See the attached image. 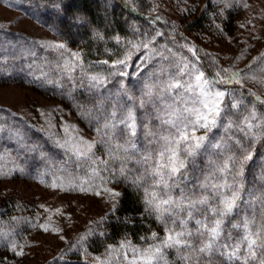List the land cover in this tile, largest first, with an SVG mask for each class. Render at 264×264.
<instances>
[{
    "label": "trees",
    "instance_id": "16d2710c",
    "mask_svg": "<svg viewBox=\"0 0 264 264\" xmlns=\"http://www.w3.org/2000/svg\"><path fill=\"white\" fill-rule=\"evenodd\" d=\"M24 1L29 8H34L45 17L46 24L53 28L52 30L64 42L78 46L81 50L82 65L75 71L82 72L78 73L82 75V80L64 85L65 89L71 92L70 95L64 94V88L60 89L59 93L53 86L48 87L51 92H55L56 99L64 102L78 116L82 125L91 129L97 137V152L92 163L76 162L69 168L73 172H78L80 178L94 176L106 184L120 188L114 209L102 220L94 223L95 226L86 233L84 239H73L63 248L60 256L52 257L47 264H104L95 260V257L112 251L115 246L125 241L140 245L148 244L158 234H165L170 228L193 234L187 237L191 240L192 247L171 249L172 264H244L242 259L229 260L227 254L221 256V252L216 250L212 255L196 251L208 242L206 240L208 230L202 225L195 226L192 218L195 215H210L211 205L197 203L195 208H192L189 206V200L207 198V189L214 185L217 176L216 173L212 174V171L214 172L210 164L212 161L208 163L207 159H221V163L222 161L230 163L229 156H240L235 145V141L240 140L248 151L253 152V159L245 166L243 176L237 178V182L244 185L243 195L247 194V197L243 196L241 204L246 205L247 201L254 197L258 203L263 202L260 206L264 210V196H260L264 194V189L260 188L264 181V103L260 101L264 100V97L258 96L250 88L236 85L235 82L230 85L218 83L221 90H229L232 93L231 97H225L227 107L224 112L226 116L224 123L232 128L226 130L222 137V142L229 146L228 149L221 151L217 148L214 151L201 152L195 158V166H190L187 170L186 176L190 175V180L176 178L179 187L165 189L155 183L159 178L152 175V169L159 159L158 153L164 146L161 137L169 135L166 130L170 127L160 120L159 112L163 113V109L168 107L164 106L166 99L172 100L177 108L180 106V101H177L176 97L178 88H172L169 94L160 92L166 88V84L169 89L170 83H176L178 79L186 82L193 78L191 75H182L179 72L180 67L185 63L189 68L195 65L205 73L206 78L216 80L219 79L217 73L227 77L232 72H240V78L243 79L246 75H252L254 70L260 72L263 68L258 62L264 59V52L259 54V59L234 70L221 66L212 53L198 41L201 35L205 34L208 37L209 35L238 37L241 22L237 10L222 9L213 0L203 5L198 0ZM165 1H173L176 19L165 17L161 11L158 13L154 10L156 2ZM193 36L195 38H192ZM143 44H148V47H143ZM189 49H194L196 55L194 56ZM126 57H130L126 65L115 63ZM104 61L108 63H103ZM4 64L3 59H0V82H11L14 77L4 72ZM121 72L128 74L120 75ZM88 73H95L103 82L95 84L92 82L95 86L81 84L86 83L84 75ZM236 98L239 99L236 101L238 106L233 108L230 102ZM123 104L126 108H133L132 111L138 121L134 137H130L125 125L119 123L127 114L122 111ZM10 118L0 117V121L4 119L6 124V119ZM17 122L26 125L24 119L17 118ZM249 123L252 124L251 129L248 127ZM6 126L7 124L3 133L7 132ZM28 127L26 125V136L17 140L21 141L20 148L25 149L27 158L32 154L37 155L38 150H56V146H52L47 135L41 131L35 130L30 137ZM2 130L0 126L1 137ZM214 133L217 135L218 131ZM253 134L254 139H250ZM36 138L40 139V143L36 142ZM9 142L4 141L2 144L0 141V145L7 146ZM131 143L136 147H130ZM121 145L123 147H120ZM13 146L19 148L17 144ZM124 149H127V152ZM19 154L16 156L18 164L24 160V154L21 153V156ZM149 155L151 159L145 162L144 157ZM46 159L48 158L43 160ZM18 168L0 170V182L19 177L27 178L23 169ZM93 169L98 175L94 174ZM121 169L124 171L123 175ZM229 176L232 177L231 169ZM139 177L143 179L139 180L138 185L134 184ZM169 184H172L171 180ZM153 192L165 199L171 196L179 206H173L170 213L158 218V213L150 210L147 202ZM189 212L192 213L191 217L188 215ZM42 215L38 205H32L18 192L0 191V232L8 239L7 242L0 244V264H9L16 259L21 245L19 239L34 230L33 227L42 221ZM153 233L156 234L155 237ZM261 261H247V264H260Z\"/></svg>",
    "mask_w": 264,
    "mask_h": 264
},
{
    "label": "rangeland",
    "instance_id": "374dc122",
    "mask_svg": "<svg viewBox=\"0 0 264 264\" xmlns=\"http://www.w3.org/2000/svg\"><path fill=\"white\" fill-rule=\"evenodd\" d=\"M198 1L203 5L209 0ZM213 1L222 9L235 8L237 10L241 22L239 35L236 38L230 35H209V37L206 34L201 35V38H198L201 45L203 44L206 50L210 51L225 68L241 69L252 60L259 59V54L264 52V0ZM172 3L173 1L156 2L154 10L161 11L165 17L176 19V8ZM26 4L24 0H0V59L5 62L4 72L14 77L11 82H0V117H11L10 120L6 119L7 132L3 133L6 125L4 124L5 120L0 121L2 123L0 126L3 129V137L0 135V141L2 144L4 141H10L7 146L6 144L0 145V170H12L19 167L18 169H23L27 177L1 181L0 191L18 192L32 205H38L43 214L42 221L33 227L34 230L19 239L21 242L19 252L23 254L17 255L16 259L10 261L9 264H47L52 257L60 256V252L63 253V248L73 239H84L86 233L95 226L94 223L102 220L114 209L119 196H112L106 189L120 194V188L106 184L94 176L82 177V179L78 172L71 170L76 162L92 163L97 152V137L91 129L82 125L78 116L64 102L56 99L55 92H51L48 87L53 86L59 93H61L60 89L64 88V91L62 90L64 94L70 95L71 92L65 89L64 85H71L75 81L82 80V75H78L82 72H76L77 68H81L82 65L81 50L78 46L68 45L64 42L52 30L53 28L46 24L45 17ZM60 45H63V48L59 47ZM73 53L78 54L79 59H76L72 55ZM60 58L61 61H59ZM258 64L264 68V59H260ZM263 68L260 72L254 70L252 75L240 78V84H235L250 88L258 96L264 97ZM15 73L17 75H14ZM95 75V73L84 75L85 80H83L86 83L81 84L94 86L96 81H93L92 77H98ZM175 82H179L181 85L176 95L180 106L179 108L174 106L172 100L163 101L165 108L168 107L163 109V113L159 112L160 120L180 117L185 107H198L192 103L196 99L194 91L188 90L189 85H194V78H190L186 82L178 79ZM172 84L174 83H170V85ZM172 88L169 86L168 89L166 84V88L164 87L160 93L169 94ZM216 88L221 90L218 85ZM237 100L239 99L236 98L230 103H236ZM166 101L169 102L167 105ZM128 110L129 108L123 104L122 111L127 113ZM183 114L187 115V113ZM17 118L26 120V125L30 130L27 132L30 137L35 130L41 131L47 135L52 146H56L57 151L54 149H50V151L38 150L37 155L32 154L27 158L25 149L20 148L21 141H17L26 136V125L18 123ZM137 123L136 119V125ZM231 128L229 124L224 123L222 127L213 129L209 133L215 142L222 145L221 151L228 149L223 147L225 143L222 142V137H224L225 131ZM216 130L218 131L217 135L214 133ZM166 131L169 134L173 130L169 127ZM203 134V129L196 133L198 136ZM36 140L40 143V139L36 138ZM41 140L43 141L42 138ZM87 142H92L94 145L89 153L90 158H79L74 155V146L81 151H88ZM12 143L17 144L19 148H14ZM214 150L216 149L208 148L206 151ZM17 153H20V156L21 153L24 154V160L19 164L16 160ZM44 158L48 159L43 160ZM220 160L207 159L208 163L212 161L210 163L214 169L212 174L216 173L217 176L214 185L206 192L208 203L211 205V213H209L210 215H195L192 218V223L195 226L208 225L210 228L214 226L216 220H222L220 235L214 241L216 251L227 254L233 246L239 244V254L244 261L243 257L248 255L246 243L241 242L247 234L244 225L247 223L248 230L253 232L264 228V210L260 206L263 202L258 203L253 197L252 200L247 201L246 205H242L241 199L237 201L238 206L223 217L214 212L213 209L223 208L221 201L225 197H230L231 194L228 188L216 186L223 185L225 182L233 183L229 171L218 170L226 163L225 161L221 163ZM190 177V175L185 176L183 179L189 181ZM53 184L58 186L53 187ZM260 186L264 189V181ZM244 195L247 197V194ZM260 196L263 197L264 194ZM255 197L257 198L258 195L256 194ZM197 221L201 223H197ZM45 228L48 230L45 231ZM174 231L178 232L177 229ZM166 233L158 234L153 241L145 245L134 244L130 241L121 242L112 251L95 257V260L104 264H144L143 258L147 254L146 250L150 246L158 245ZM210 239L211 234L208 232L206 240L209 242ZM7 240L6 235L0 232V244ZM171 249L173 248H165L162 258L153 261V264H172ZM254 251L256 256L249 258L248 262L264 260V248L256 247Z\"/></svg>",
    "mask_w": 264,
    "mask_h": 264
},
{
    "label": "snow or ice",
    "instance_id": "6c2138e0",
    "mask_svg": "<svg viewBox=\"0 0 264 264\" xmlns=\"http://www.w3.org/2000/svg\"><path fill=\"white\" fill-rule=\"evenodd\" d=\"M157 35H162V33H157ZM59 47L63 48V45ZM143 47L147 48L148 44H143ZM189 51L193 52V55H196L194 49H189ZM76 59H79V55L76 53L72 54ZM130 57H126L124 60H118L115 63L118 65H126L127 60ZM186 59V58H185ZM199 59V57H197ZM103 63H108L104 61ZM227 71V70H225ZM179 72L182 75H191L194 78V85H189L188 90L194 91L196 95V99L192 101L193 107H185L182 111L180 117L175 119L165 120L164 123L168 124L170 128L173 130L169 133V135L161 137L164 141L163 149L158 153L159 159L155 164V167L152 169V175L158 177L155 181L157 185L163 186L165 189H169L171 187H179V183L176 178H180L181 180L187 175V170L190 166H195V158L201 154L202 151H206L208 148H221L222 145L215 142L214 138L209 135L213 131V129H217L222 127L225 122V108L227 105L225 104V97H231L232 93L229 90H219L216 88V85L219 84H232L235 82L236 84H240V72H232L229 76H221L219 73L216 75L219 77L216 79H209L205 77V73L196 68L195 65H192L189 68V65L185 63L182 67L179 68ZM126 72H121L120 75H127ZM93 81L97 83H102L103 81L99 80L98 77H92ZM95 86V85H94ZM170 87L179 88L181 87L179 82H176ZM151 93L149 92L148 95ZM259 99V98H257ZM264 103V100L260 101ZM238 105L236 103L231 104V107L235 108ZM183 113H187L184 115ZM114 115V114H113ZM119 123L124 124L127 129V133L130 137H134L136 135V119L133 111L131 109L128 110L127 114L119 121ZM108 127V125H105ZM249 129H251L252 124H248ZM203 129V135H196L197 131ZM151 134V133H150ZM250 139H254V134ZM88 143V151H81L78 147L73 148L74 155L79 158H90L89 153L91 152V148L94 146L92 142ZM236 148L240 152V156L232 155L228 157L230 163H225L222 168L218 169L221 172H226L231 169L232 171V179L233 183L228 184L225 182L223 185H218L216 187H225L230 190V197H225L221 203L223 204V208L221 209H213L214 212H217L221 217L231 213L235 207H237V201L243 198V193L245 192L244 185L242 183L237 182V178L242 177L244 173L245 166L252 161L253 152L248 151L246 147L242 144L240 140L235 141ZM120 147H123L122 145ZM130 147L135 148V144L131 143ZM224 148H228L229 146L225 145ZM127 152V149H124ZM151 159V156H145L144 160L147 162ZM94 174L98 175L95 169H93ZM121 174H124L123 169H121ZM143 179V177L137 178L134 181V184L139 183V180ZM172 181V184H169V181ZM53 187H57L58 185L53 184ZM84 190V189H81ZM106 191L110 192L112 196H119V193L112 192L111 189H106ZM99 194V193H97ZM188 199V197H185ZM148 205L150 210L158 213V218H163L165 213H170L173 206H179L176 201L172 199L171 196L168 198H162L157 193L153 192L151 199L148 201ZM203 204L207 205V198H200L196 201L189 200V206L195 208V205ZM189 217L192 216V213H188ZM175 223V221H172ZM197 223H201L197 221ZM222 220H216L214 222V226L208 227V225H203L204 228L208 230L211 234V239L209 242L205 243L202 247L196 249V251L200 253H204L207 255H212L215 252L214 241L220 235V225ZM43 227V226H41ZM247 230V234L242 238V243H246L248 255L243 257L244 264H247L249 258H254L256 253L254 249L256 247L264 248V228L259 231L253 232L248 230V224L244 225ZM48 229L45 228V231ZM193 234L187 231H174L167 230L166 236L163 240L160 241L158 245L150 246L149 249L146 250V255L144 256V264H153V261H158L162 258L163 250L165 248H190L192 247V242L187 237L192 236ZM203 235V233H200ZM155 237L156 234L153 233ZM227 247V246H226ZM18 255H22V252L17 253ZM221 256H224L225 253L221 252ZM227 259L229 260H240L241 256L239 254V244L232 247V250L227 253ZM260 264H264V260L260 262Z\"/></svg>",
    "mask_w": 264,
    "mask_h": 264
}]
</instances>
